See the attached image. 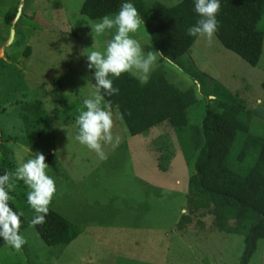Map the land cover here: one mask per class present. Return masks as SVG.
<instances>
[{"label": "rangeland", "instance_id": "374dc122", "mask_svg": "<svg viewBox=\"0 0 264 264\" xmlns=\"http://www.w3.org/2000/svg\"><path fill=\"white\" fill-rule=\"evenodd\" d=\"M152 1L130 3L143 20ZM81 2L0 0V166L15 171L42 152L56 188L48 207L81 227L68 244L45 245L29 223L35 214L27 203L29 189L17 180L9 200L26 222L19 232L25 243L20 249L1 245L0 264H239L242 236L209 231L210 215L199 217L202 229L193 222L174 228L186 213L190 170L166 122L146 135H129L113 110L114 139L101 141L104 158L75 139V119L95 83L86 55L105 51L116 31L92 32L88 24L98 19L80 14ZM8 9L15 11L9 25L3 22ZM129 35L145 54L161 53L144 23ZM177 61L157 56L153 68L161 67L176 87L193 88L199 119L205 105L219 112L217 101H232L249 112L248 132L264 137V33L254 66L214 36L210 43L197 36ZM157 138L175 150L164 170L157 165L156 147L163 146ZM246 264H264L263 238Z\"/></svg>", "mask_w": 264, "mask_h": 264}, {"label": "trees", "instance_id": "16d2710c", "mask_svg": "<svg viewBox=\"0 0 264 264\" xmlns=\"http://www.w3.org/2000/svg\"><path fill=\"white\" fill-rule=\"evenodd\" d=\"M125 2L131 0H82L79 13L96 20L117 13ZM194 3L195 0H178L166 5L154 0L149 14L143 18L154 45L172 62L177 63V58L197 37L187 34V29L200 18ZM219 3L218 30L214 37L225 49L254 66L261 54L264 0H219ZM14 16L15 11L8 9L3 22L9 25ZM27 53L28 47H25L24 55ZM110 79L119 93L105 95V101H111L116 112L119 106L122 118L118 117L129 135H146L161 122L172 128L176 146L190 170L184 201L186 213L179 215L174 228L183 230L193 222L196 228L202 229L205 226L199 217L210 215L209 231L242 236L238 263L246 264L257 240L264 239V137L248 132L249 112L232 101L220 100L217 101L219 112L205 105L199 119L193 88L176 87L159 66L151 70L146 84L127 72ZM159 138L157 142L163 146L156 144L157 165L164 170L173 150ZM5 171L0 166V174ZM8 205L20 216V232L26 222L12 201L8 200ZM32 228L47 246L66 245L81 230L49 207L45 222ZM4 243L0 238V246Z\"/></svg>", "mask_w": 264, "mask_h": 264}, {"label": "clouds", "instance_id": "9594fccd", "mask_svg": "<svg viewBox=\"0 0 264 264\" xmlns=\"http://www.w3.org/2000/svg\"><path fill=\"white\" fill-rule=\"evenodd\" d=\"M219 9V0H195L194 10L200 18L187 29V34L205 37L210 43L218 30L216 14ZM142 23L143 20L134 5L125 2L121 4L117 13L106 14L88 24L96 35L116 29L112 39L107 42L105 51L92 50L86 55L88 69H94L95 83L92 94L83 99V107L75 119L78 127L75 139L95 151L100 158H104L101 141L112 143L114 139L111 131L112 103L105 101V95H116L119 89L113 87L110 75L119 77L127 72L141 84H146L157 56L168 63L172 62L163 53L149 51L145 54L140 43L130 37L129 34L136 32ZM118 107L117 105V115L122 118ZM47 167L45 156L37 151L15 171L8 170L0 174V238L14 249H20L25 240L19 235L20 216L8 205L9 191L14 190L15 181H23L29 189L27 203L36 213L30 221V226L43 224L48 214V205L56 191L54 180L45 172Z\"/></svg>", "mask_w": 264, "mask_h": 264}, {"label": "crops", "instance_id": "0c3cea01", "mask_svg": "<svg viewBox=\"0 0 264 264\" xmlns=\"http://www.w3.org/2000/svg\"><path fill=\"white\" fill-rule=\"evenodd\" d=\"M152 153H155V151L153 150ZM173 153H175V150H173ZM177 183H178V182H177ZM156 188H159V187L156 186ZM161 188H162V187H161ZM176 210H177V209H175V211H176ZM174 219H175V218H174Z\"/></svg>", "mask_w": 264, "mask_h": 264}]
</instances>
